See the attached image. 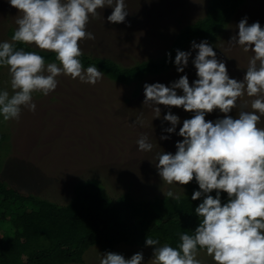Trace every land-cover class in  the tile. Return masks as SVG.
Returning <instances> with one entry per match:
<instances>
[{"label": "clouds", "instance_id": "1", "mask_svg": "<svg viewBox=\"0 0 264 264\" xmlns=\"http://www.w3.org/2000/svg\"><path fill=\"white\" fill-rule=\"evenodd\" d=\"M7 2L18 9V27L11 42L0 41V67H7L11 78V91L0 89L3 121H19L25 109L35 113L34 94L53 93L60 76L93 86L102 80L103 72L98 67L85 68L82 64L81 43L95 39L88 25L98 16V9L111 7L107 21L124 23L129 15L127 0ZM236 27L238 33L229 43L253 53L242 80L229 75L226 62L218 59L214 46L203 39L191 41L190 50L176 49V71L185 73L190 60L196 69L197 79L191 84L184 74L170 85H143L142 103L152 108L154 119L162 116L160 105L169 108L162 124L169 122L171 126L162 128L160 139L169 140L171 134L183 138L176 141L175 153H158L152 163L167 185L184 186L195 180L198 189L191 200L200 201L194 208L198 226L193 234L180 233L176 247L161 244L159 238L146 237L145 247L154 246L153 264H202L198 258L201 250L215 264H264V127L258 126L264 117V27L259 21L249 24L247 16ZM17 43L53 52L59 63L46 62L36 51L18 49ZM166 55L171 61V52ZM245 95L254 98L250 108L244 104L234 118L230 114ZM173 106L193 114L183 119L179 131L181 117L171 111ZM217 110L224 115L206 119ZM135 123L144 126L142 113ZM137 146L141 152L154 148L148 134L137 139ZM163 194L177 204L181 201V194L172 190ZM99 264H145V257L143 251L127 258L122 253L106 251Z\"/></svg>", "mask_w": 264, "mask_h": 264}, {"label": "rangeland", "instance_id": "2", "mask_svg": "<svg viewBox=\"0 0 264 264\" xmlns=\"http://www.w3.org/2000/svg\"><path fill=\"white\" fill-rule=\"evenodd\" d=\"M209 2L127 0L129 15L124 23L117 24L107 21L113 10L111 7L98 9V16L88 25L95 39L84 40L81 49L98 57H109L122 66L132 67L148 58L161 61L170 52L179 29L203 18ZM17 15L18 9L7 0H0V41L11 42L10 32L14 33L18 27L15 23ZM245 16L249 24L259 21L264 27V0H246L229 22L220 27L216 40L209 42L218 59L226 62L229 75L239 80L243 79L253 53L232 46L229 40L238 33L236 26ZM190 49L191 45L186 48ZM184 74L188 75L190 84L197 79L191 60L185 73L170 71L162 80L170 85ZM156 78L150 75L141 82L123 84L103 74L102 80L93 86L79 79L58 77L59 85L53 93L48 96L34 94L35 113L25 109L19 121L5 122L0 117V178L21 192L32 191L59 204L70 200L76 184L91 180L101 182L105 196L112 200L126 192L148 198L164 197L163 192L169 190L185 193L186 185L162 182L153 164L158 153H175L176 141L183 139L176 134H171L169 140L160 139L162 128L171 126L169 122L162 124L168 107L160 105L162 116L154 119L152 108L143 106V85L145 82L155 83ZM10 79L7 67H1L0 89L11 91ZM178 94H182V90H178ZM252 99L243 96L230 115L235 118L244 104L250 108ZM171 111L181 117L177 131L183 119L193 115L182 107L173 106ZM141 113L143 127L135 123ZM223 115L217 110L206 119L215 120ZM258 126L264 127V117ZM144 134L149 135L154 145L151 152L138 150L137 139ZM153 248L136 242H120L110 250L92 245L83 254V261L64 264H99V258L106 251L122 253L126 258L143 251L145 264H153ZM198 258L202 264H215L203 250Z\"/></svg>", "mask_w": 264, "mask_h": 264}, {"label": "trees", "instance_id": "3", "mask_svg": "<svg viewBox=\"0 0 264 264\" xmlns=\"http://www.w3.org/2000/svg\"><path fill=\"white\" fill-rule=\"evenodd\" d=\"M245 1L210 0L203 18L179 29L170 49L171 61L164 55L161 61L148 58L130 67L85 51L80 59L85 68L95 65L115 82L130 84L154 75L155 82L166 83L162 77L176 70V49L186 50L189 42L197 38L199 42L216 40L220 27L229 22ZM16 47L36 51L46 62L59 63L53 52L23 43H17ZM185 187L179 204L165 196L135 197L131 192L112 200L105 196L101 182L91 180L76 184L70 200L59 204L32 191L21 192L0 178V264L81 262L92 245L110 250L120 242L145 244L146 237L159 238L161 244L176 247L180 243L179 234H193L199 224L194 208L200 201L191 200L198 185L193 180ZM223 198H227L226 193Z\"/></svg>", "mask_w": 264, "mask_h": 264}, {"label": "crops", "instance_id": "4", "mask_svg": "<svg viewBox=\"0 0 264 264\" xmlns=\"http://www.w3.org/2000/svg\"><path fill=\"white\" fill-rule=\"evenodd\" d=\"M185 50V49H184Z\"/></svg>", "mask_w": 264, "mask_h": 264}]
</instances>
